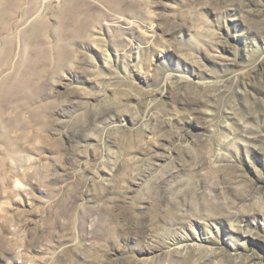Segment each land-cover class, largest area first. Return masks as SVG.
<instances>
[{
  "label": "rangeland",
  "instance_id": "rangeland-1",
  "mask_svg": "<svg viewBox=\"0 0 264 264\" xmlns=\"http://www.w3.org/2000/svg\"><path fill=\"white\" fill-rule=\"evenodd\" d=\"M71 1L0 38V264H264V0Z\"/></svg>",
  "mask_w": 264,
  "mask_h": 264
},
{
  "label": "bare ground",
  "instance_id": "bare-ground-1",
  "mask_svg": "<svg viewBox=\"0 0 264 264\" xmlns=\"http://www.w3.org/2000/svg\"><path fill=\"white\" fill-rule=\"evenodd\" d=\"M25 0H5V2L1 3L0 4V38L1 36L5 35V34H8L10 29L13 28L15 26V23H14V19L16 18V16L18 14H21V10H22V6H23V3H24ZM27 1V0H26ZM71 1V0H70ZM75 1V0H74ZM114 1V0H113ZM72 2V1H71ZM75 5V4H74ZM87 11V10H86ZM24 12V11H23ZM29 12V11H28ZM30 13V12H29ZM84 15V14H83ZM71 18V17H70ZM73 18V17H72ZM84 18V17H83ZM34 21V20H33ZM72 22V21H71ZM76 23V22H75ZM74 23V24H75ZM42 24V23H41ZM33 30L34 29H37L39 32H40V29H39V26L41 27V25L39 23H36V24H33ZM61 26V25H60ZM43 29V28H42ZM41 29V30H42ZM35 31V30H34ZM45 31V30H44ZM83 31V30H82ZM37 31H35L36 33ZM34 33V34H35ZM27 34V33H26ZM38 34V33H37ZM40 34V33H39ZM42 35V34H41ZM38 36V35H37ZM33 37V36H32ZM36 37V36H35ZM39 37V36H38ZM34 38V37H33ZM29 39V38H28ZM32 39V38H31ZM22 40V39H21ZM35 40V38H34ZM33 40V41H34ZM31 41V40H29ZM41 41V40H40ZM23 42V41H22ZM32 42V41H31ZM29 43V42H28ZM27 44V43H26ZM4 45V47H3ZM15 39L14 38H4L3 40H0V69H4V68H11L10 64L11 62L13 61L14 59V56H15ZM23 46V45H22ZM30 46V45H29ZM36 46V45H35ZM45 49V48H44ZM46 51V50H45ZM25 52V51H24ZM21 53V52H20ZM30 53V52H29ZM47 53V52H46ZM37 54V53H36ZM35 54V55H36ZM26 55V54H25ZM22 56V55H20ZM27 57V56H26ZM44 57V56H43ZM43 59V58H42ZM25 60V59H24ZM33 61V60H32ZM37 61V60H36ZM39 61V60H38ZM42 61V60H41ZM22 62H20L17 67L21 64ZM24 63V62H23ZM41 63V62H40ZM26 64V63H25ZM37 64V63H36ZM24 66V65H23ZM30 66H33V65H30ZM38 66V65H37ZM25 68V67H24ZM30 68V67H29ZM37 69V68H36ZM16 70V69H15ZM14 70V71H15ZM31 70V69H29ZM17 71V70H16ZM21 72V71H20ZM29 72V71H28ZM15 73V72H14ZM19 72L17 71V74ZM24 73H25V70H24ZM35 73V71H34ZM29 74V73H28ZM38 74V72L36 73ZM34 74V75H36ZM13 75V74H12ZM22 75V73H21ZM18 75H16L15 77H17ZM14 77V76H13ZM14 77V78H15ZM29 77V76H28ZM34 77V76H33ZM31 77V78H33ZM36 77V76H35ZM13 78V79H14ZM20 77L16 78L18 79V81L16 83H11L10 85V82L9 84H0V96L2 98V100H0L1 102L3 101V99H9V98H12L10 97L11 95L14 96L13 94L18 92V91H21V90H24V88L26 89L27 88V84L28 83H25L23 82V80H19ZM25 79V78H24ZM26 81V79L24 80ZM30 82V81H28ZM29 85V84H28ZM31 86V85H29ZM32 87V86H31ZM29 89V88H28ZM27 91V89H26ZM25 91V92H26ZM36 92V91H35ZM37 93V92H36ZM15 97V96H14ZM14 97L12 99H14ZM18 97V95H17ZM15 97V98H17ZM25 98H29V95L27 94ZM20 99V97H19ZM11 100V99H10ZM8 100V102L10 101ZM21 100V99H20ZM19 101V100H18ZM5 102H7V100H5ZM11 103H13V101L11 100L10 101ZM9 102V103H10ZM15 102V101H14ZM10 103V107H11V104ZM2 105H5V103H2ZM7 105V104H6ZM19 105V104H18ZM0 106V107H1ZM9 106V104H8ZM17 106V105H16ZM5 107V106H4ZM3 107V108H4ZM7 107V106H6ZM5 107V108H6ZM15 107V106H14ZM17 108V107H16ZM1 109V108H0ZM2 110V109H1ZM17 110V109H16ZM3 111V110H2ZM5 111V110H4ZM5 113V112H4ZM3 114V113H2ZM11 121V120H10Z\"/></svg>",
  "mask_w": 264,
  "mask_h": 264
}]
</instances>
